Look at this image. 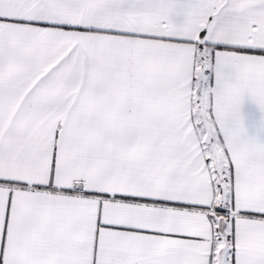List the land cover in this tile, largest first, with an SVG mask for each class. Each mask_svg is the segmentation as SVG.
I'll use <instances>...</instances> for the list:
<instances>
[{"label": "snow or ice", "instance_id": "6c2138e0", "mask_svg": "<svg viewBox=\"0 0 264 264\" xmlns=\"http://www.w3.org/2000/svg\"><path fill=\"white\" fill-rule=\"evenodd\" d=\"M264 0H0V264H264Z\"/></svg>", "mask_w": 264, "mask_h": 264}, {"label": "crops", "instance_id": "0c3cea01", "mask_svg": "<svg viewBox=\"0 0 264 264\" xmlns=\"http://www.w3.org/2000/svg\"><path fill=\"white\" fill-rule=\"evenodd\" d=\"M243 131L246 136L264 139V114L250 99L242 107Z\"/></svg>", "mask_w": 264, "mask_h": 264}]
</instances>
